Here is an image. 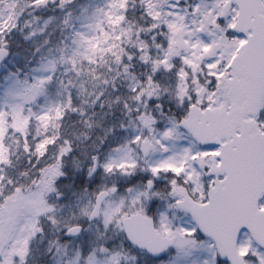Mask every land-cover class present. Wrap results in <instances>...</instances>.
I'll list each match as a JSON object with an SVG mask.
<instances>
[{
  "label": "snow or ice",
  "instance_id": "1",
  "mask_svg": "<svg viewBox=\"0 0 264 264\" xmlns=\"http://www.w3.org/2000/svg\"><path fill=\"white\" fill-rule=\"evenodd\" d=\"M0 264H264V0H0Z\"/></svg>",
  "mask_w": 264,
  "mask_h": 264
}]
</instances>
